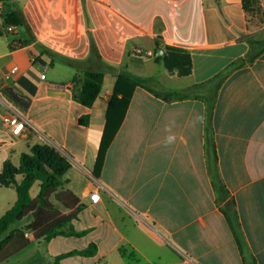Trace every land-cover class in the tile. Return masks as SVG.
Listing matches in <instances>:
<instances>
[{
  "label": "crops",
  "instance_id": "0c3cea01",
  "mask_svg": "<svg viewBox=\"0 0 264 264\" xmlns=\"http://www.w3.org/2000/svg\"><path fill=\"white\" fill-rule=\"evenodd\" d=\"M245 1L0 3V173L6 161L19 167L23 153L50 142L73 162L65 189L80 199L76 218L50 240H32L15 255L19 264L57 258L62 264H246V254L264 264V53L235 69L219 91L211 82L249 54L250 38L264 39V0H251L248 8ZM8 2L23 10L30 30L5 28ZM20 27L28 38L11 40L9 32L20 35ZM92 37L99 55L92 54ZM168 47L191 61L190 74L169 69ZM15 66L19 72L7 80ZM86 70L105 73L91 107L77 98ZM124 73L148 79V88L135 89L127 110L121 95L112 103L111 126H120L97 176L110 105ZM185 89L190 96L183 100L155 93ZM214 95L209 136L207 99ZM12 112L33 125L23 138H14L4 122ZM41 185L32 187L34 199ZM0 186L1 218L18 193ZM233 209L244 255L227 218Z\"/></svg>",
  "mask_w": 264,
  "mask_h": 264
},
{
  "label": "trees",
  "instance_id": "16d2710c",
  "mask_svg": "<svg viewBox=\"0 0 264 264\" xmlns=\"http://www.w3.org/2000/svg\"><path fill=\"white\" fill-rule=\"evenodd\" d=\"M7 0H0L6 2ZM245 1V7L248 8L249 2ZM6 25L25 26L30 30V25L26 19L23 10L15 7L6 16ZM92 54L99 55V50L95 39L92 37ZM251 50L249 54L231 64L223 73L215 77L211 82L215 83L219 91L222 84L228 76L237 68L243 67L256 61L264 53V39L250 38ZM165 62L171 71L178 69L180 75L190 74L192 71L191 61H187L184 54L175 47H168ZM188 66V68H186ZM105 73L97 70H86L83 78V87L78 93V100L84 105L91 107L101 94ZM74 81H79V76H75ZM148 79L136 77L128 73L119 76L108 113V122L102 139L99 151L95 173L98 176L103 168L104 160L111 145L119 124L111 126L112 103L119 99L127 110L132 100L135 89L138 86L148 88ZM200 86L196 85L195 87ZM159 97L167 100H183L190 96V89L168 90L165 92H155ZM216 96L207 99L208 104V134L210 136V123L212 111L215 107ZM87 118L81 119V122L87 124ZM213 154L215 157V170L218 190L226 192L224 182L219 177L217 166L216 145L213 139H209ZM73 167V162L50 143L36 144L28 153L21 156L20 166H16L11 161H6L3 172L0 173V184L6 187L14 186L18 193L16 204L0 218V264L7 261L15 254L26 248L32 240H50L61 232V229L69 224L77 216L75 208H79L80 199L71 191L65 189L69 182L65 178L67 172ZM19 177L22 180L19 181ZM37 181H41V190L36 199L31 196V189ZM54 197V199H53ZM63 210H71L64 213ZM73 210V211H72ZM30 218V222L24 228L10 230L11 226L17 222ZM229 223L236 234L239 246L244 255L245 246L238 235L237 215L235 210L227 214ZM32 232L33 238H29L26 232ZM85 254H94V250L82 251ZM249 264L248 261H245ZM52 264H62L60 258H57ZM251 264H257L253 261Z\"/></svg>",
  "mask_w": 264,
  "mask_h": 264
},
{
  "label": "built area",
  "instance_id": "2783aa9c",
  "mask_svg": "<svg viewBox=\"0 0 264 264\" xmlns=\"http://www.w3.org/2000/svg\"><path fill=\"white\" fill-rule=\"evenodd\" d=\"M13 30V27H10V31ZM139 52H142L141 49L138 50ZM36 60V57L33 58V61ZM19 72V67L15 66L12 69H10L6 75L5 78L7 80H11L15 77V75ZM46 77L45 74L42 75V79ZM4 122L7 125V127L10 129L12 135L14 138L19 139L26 136L27 131L33 130V125L27 120L25 116L18 112H12L8 113L4 117ZM92 200L94 202H97L101 199V194L99 190H95L91 193ZM28 235V234H27Z\"/></svg>",
  "mask_w": 264,
  "mask_h": 264
},
{
  "label": "rangeland",
  "instance_id": "374dc122",
  "mask_svg": "<svg viewBox=\"0 0 264 264\" xmlns=\"http://www.w3.org/2000/svg\"><path fill=\"white\" fill-rule=\"evenodd\" d=\"M9 8V9H8ZM15 7H13V3L12 2H8L7 3V5H6V10H10V9H14ZM8 27V25H6L5 24V28H7ZM17 27H19V26H17ZM19 32H20V35H14V34H11L10 32H9V37H10V39L11 40H14V39H16V38H24V39H27L28 37H27V34L25 33V29L24 28H22V27H20L19 28ZM46 143H50V142H46ZM50 144H52V143H50ZM53 145V144H52ZM74 172H75V170H72V171H70L69 172V176H71L72 178H74ZM1 187V186H0ZM37 188V187H36ZM1 189V188H0ZM0 198H1V195H0ZM53 199H54V197H53ZM30 218H28V219H25V220H23V221H20V222H17V223H15V224H13L12 226H11V228H10V230H13V229H17V228H19V227H22V228H24L25 226H26V223H28V222H30ZM16 255V254H15ZM13 256V257H11L10 259H8L7 261H5V262H3L2 264H19V261H21L22 260V258L20 257V258H18L17 256ZM246 258H247V261H248V263L249 264H251L252 262L250 261V257H249V255L248 254H246Z\"/></svg>",
  "mask_w": 264,
  "mask_h": 264
}]
</instances>
